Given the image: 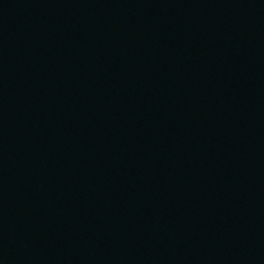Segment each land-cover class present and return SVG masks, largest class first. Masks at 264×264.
<instances>
[{"label": "water", "instance_id": "obj_1", "mask_svg": "<svg viewBox=\"0 0 264 264\" xmlns=\"http://www.w3.org/2000/svg\"><path fill=\"white\" fill-rule=\"evenodd\" d=\"M0 264H264V0H0Z\"/></svg>", "mask_w": 264, "mask_h": 264}]
</instances>
